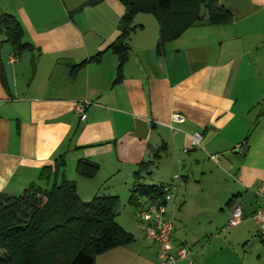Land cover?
Segmentation results:
<instances>
[{"label":"crops","instance_id":"0c3cea01","mask_svg":"<svg viewBox=\"0 0 264 264\" xmlns=\"http://www.w3.org/2000/svg\"><path fill=\"white\" fill-rule=\"evenodd\" d=\"M87 1L0 0V15L19 22L22 41L31 47L14 56L0 37V193L17 196L30 184L41 185L38 172L52 169L62 156L60 173L74 183L81 202L98 194L114 196L133 212L117 214L114 221L132 242L100 254L94 264H156V247L144 239L135 219L139 203L150 200L137 198L132 205L129 195L137 183L172 187L175 197L165 206L170 246L188 249L195 264H248L245 256L234 258L226 239L202 228L215 230L220 223L196 224L202 206L186 216L193 201L182 194L191 186L189 175L200 181L217 174L222 162L219 170L231 181L225 183L227 221L218 231L232 228L227 223L239 205L234 198L248 195L251 201L239 205L234 228L248 222L257 237L255 194L264 195V0H219L229 23L203 21L158 50L156 21L134 14L129 53L116 84L117 61L105 48L118 35L123 8L117 0L80 8ZM104 51L99 63L68 76L69 66ZM82 102L87 105L81 122L74 107ZM172 115L182 123H171ZM193 134L200 136L198 147L191 146ZM83 159L98 167L92 180L73 172ZM165 163L172 172L168 182L170 174L148 171ZM174 174L178 178L172 180ZM247 202H253L250 209ZM202 237L208 238L203 246ZM254 262L264 264V256L256 255Z\"/></svg>","mask_w":264,"mask_h":264},{"label":"trees","instance_id":"16d2710c","mask_svg":"<svg viewBox=\"0 0 264 264\" xmlns=\"http://www.w3.org/2000/svg\"><path fill=\"white\" fill-rule=\"evenodd\" d=\"M117 1L123 8L116 28L118 35L105 48L117 61L113 84L118 82L120 67L127 60L129 48L126 41L133 30L134 14H148L156 21L157 50L203 21L213 26L231 21L230 14L219 0ZM102 2L88 0L80 8ZM21 31L14 17L6 13L0 15V37L14 56L31 49L23 43ZM105 51L69 66L68 76H74L84 65L99 63ZM63 167L60 156L52 169L45 167L38 172L37 180L41 185L30 184L17 196L0 193V264H94L93 260L100 254L132 242V237L114 222L119 207L117 198L98 194L85 203L81 202L74 183L65 181L60 173ZM97 170V165L83 159L75 163L73 172L83 180H92ZM162 187L137 183L131 190L129 202L133 205L137 198L160 199Z\"/></svg>","mask_w":264,"mask_h":264},{"label":"rangeland","instance_id":"374dc122","mask_svg":"<svg viewBox=\"0 0 264 264\" xmlns=\"http://www.w3.org/2000/svg\"><path fill=\"white\" fill-rule=\"evenodd\" d=\"M204 16V14H203ZM148 18H150L148 16ZM26 56H28L27 54H23L22 58H26ZM223 165L222 162L218 163V172L217 174H214L216 172H213L212 174H205L204 178L199 180H193V178L191 177V175H189L188 177V183H190L191 186L188 187L187 191H183L182 188V197L184 199L187 198H192L193 202H190L188 204V206H186V216H188L189 218H191L193 216V214L195 213L196 209L195 206H202L205 211H204V215H201L200 218H198V222L196 224H203V225H207L206 221H217L218 223H220V227H218V229H213L211 227L207 228L206 226H203L202 228L206 229V230H210L214 233V235L218 234L220 241L222 240H227L226 244H229L231 249L233 250V256L236 260L240 261V259H242L243 256L244 257V261L245 263L248 264H255L254 260L256 259V255L263 257L264 256V243L262 244L260 240H258L257 237H253L251 231H250V224L247 222H242V224L237 227V228H230L228 229V231H224V232H220L218 231L220 228H223V226L226 223V210L228 209L227 207H225V203L227 202V199L230 198V195L228 197L225 198V191L228 189V187H226L225 183L228 182L230 183V177L229 176H225L223 174L222 171H220L219 169L224 170L223 167H221ZM207 166L206 164H204V167ZM213 169H217V167L212 166ZM169 165L168 163H165V167H160L159 169H155V168H149L148 171H151V173L157 174L159 173L161 176L169 175L167 178V182L169 181V178L171 176V169H169ZM149 181V179H148ZM186 181V182H187ZM181 194H179L178 196H180ZM19 195V194H18ZM181 197V196H180ZM226 199V201H225ZM246 199L251 201L250 196H246ZM246 199H242V197L239 198H234L235 201H237V203L240 204H245L244 200L246 201ZM225 201V202H223ZM194 203V204H193ZM223 203V204H222ZM253 202H247L246 206L247 208L250 209V207H252ZM245 206V205H243ZM139 207V206H137ZM123 208V209H122ZM137 210V208H136ZM128 213L129 215L132 214V209H130V207L128 206V204L126 202H124L123 205L119 204V207L117 208V214H125ZM188 218V219H189ZM170 219H172L170 217ZM248 219V218H246ZM209 237V236H207ZM208 240V238H204L202 237V239L200 240V244L203 246V243H205V241ZM247 260V261H246Z\"/></svg>","mask_w":264,"mask_h":264},{"label":"built area","instance_id":"2783aa9c","mask_svg":"<svg viewBox=\"0 0 264 264\" xmlns=\"http://www.w3.org/2000/svg\"><path fill=\"white\" fill-rule=\"evenodd\" d=\"M15 60L13 57L10 58L9 62L13 63ZM87 105L86 102L75 105V112L80 115V120L85 118V115L82 113L83 106ZM182 118L177 115H172L171 123H182ZM171 132L175 131L174 128H169ZM200 139L199 134H193L191 137V146L198 147V140ZM184 153L186 151H183ZM178 175L174 174L172 180L177 179ZM161 198L157 200H150L149 204L146 206L139 207L135 212L136 222L140 223L142 228V234L144 239L149 243H153L156 247V264H195L193 261L191 252L179 246L177 248H172L171 245V233L172 226L171 220L167 218L166 214V204H170L175 197V190L172 187L164 186L162 187ZM256 209L253 213V219L255 221V232L258 240L264 241V195L255 194ZM241 216V206H234L231 215L229 217L227 228L236 227L240 222Z\"/></svg>","mask_w":264,"mask_h":264},{"label":"water","instance_id":"95a60500","mask_svg":"<svg viewBox=\"0 0 264 264\" xmlns=\"http://www.w3.org/2000/svg\"><path fill=\"white\" fill-rule=\"evenodd\" d=\"M244 152H245V149H243V150L241 151V153H243V154H244Z\"/></svg>","mask_w":264,"mask_h":264}]
</instances>
